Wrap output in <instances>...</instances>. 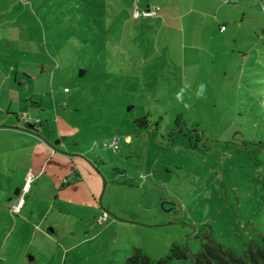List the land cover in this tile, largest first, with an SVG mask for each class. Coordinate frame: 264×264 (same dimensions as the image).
<instances>
[{
  "label": "rangeland",
  "instance_id": "1",
  "mask_svg": "<svg viewBox=\"0 0 264 264\" xmlns=\"http://www.w3.org/2000/svg\"><path fill=\"white\" fill-rule=\"evenodd\" d=\"M200 3L2 1L0 8L9 12L0 19H15L9 55L34 49L35 61L26 65H46L37 89L67 106L84 146L106 163L98 169L102 185L107 182L98 201L109 205V217L130 222L91 240L94 232L87 238L81 228L84 242L65 262L54 241L22 238L6 264H119V254L109 261L111 249L123 247L128 255L140 247L155 263L172 243L198 252L209 233L238 255L250 241L261 243L264 0H207L203 11ZM194 22L209 26L192 27ZM190 45L200 49L192 53ZM194 59L197 76L184 84L180 72L188 73ZM202 82L207 90L200 99L195 93ZM185 85L190 108L175 99ZM143 113L148 128L135 122ZM117 136V149L104 147Z\"/></svg>",
  "mask_w": 264,
  "mask_h": 264
},
{
  "label": "crops",
  "instance_id": "2",
  "mask_svg": "<svg viewBox=\"0 0 264 264\" xmlns=\"http://www.w3.org/2000/svg\"><path fill=\"white\" fill-rule=\"evenodd\" d=\"M2 1L0 0V5ZM200 1L202 11L210 6L207 0ZM4 12H9V7L0 8V13ZM205 14L209 16L208 13ZM2 19H0V264L11 261L12 250H15V247L21 248V241H25L24 238L31 236L32 239L35 235L44 239L46 243L54 241L65 262L67 254L84 242L81 228L87 238L88 232H94L91 240L101 234L119 232L130 222L109 216L103 223L97 222L102 213H109L111 210L109 205L103 204L102 199L99 198L98 201L100 190L107 189V182L103 184L105 187L102 185L98 169L100 170L101 165L106 163L101 161L94 148L84 146L85 137L78 136V128L73 123L67 106L60 104L55 96L51 99L43 97L42 90L37 89L36 82L38 77L46 74V65L43 62L38 68L26 65L30 59L35 61L37 54L35 50L29 49L14 54L15 58L9 55L10 42L14 41L10 30L15 27V19ZM126 22L124 21V24ZM198 26L209 25L192 23V27ZM185 32L183 29L184 43ZM6 41L8 48L3 46ZM190 48L193 49L192 53L200 49L196 45H190ZM189 57L196 58L194 55ZM69 61L72 63L73 60ZM198 65L194 59L188 64V73L185 69L180 72L184 84L188 78L189 81H194ZM79 72L83 74L84 70L80 69ZM141 80L143 81L144 77H141ZM139 90L145 97L143 88ZM48 93L52 96V89ZM48 93L45 91L46 95ZM133 107V103H127L128 110ZM145 115L148 116L144 113L140 116ZM125 137L126 141L131 138L129 134ZM27 171L33 172L35 178L25 195L21 211L13 213L10 206L16 199ZM80 223H83L82 227ZM48 249L49 247L44 251L49 252ZM127 252L124 247L122 251L114 253L111 249L110 258L114 254H119L118 260L122 261L129 256ZM51 257L53 252L49 258ZM109 261H113L112 258Z\"/></svg>",
  "mask_w": 264,
  "mask_h": 264
},
{
  "label": "trees",
  "instance_id": "3",
  "mask_svg": "<svg viewBox=\"0 0 264 264\" xmlns=\"http://www.w3.org/2000/svg\"><path fill=\"white\" fill-rule=\"evenodd\" d=\"M135 122L141 128L150 127L146 115L136 117ZM204 238L196 253H191L187 246L172 243L168 255L155 263L140 247H132L131 254L119 264H264V232L261 243L250 241L242 255H238L233 247L214 240L210 233Z\"/></svg>",
  "mask_w": 264,
  "mask_h": 264
},
{
  "label": "built area",
  "instance_id": "4",
  "mask_svg": "<svg viewBox=\"0 0 264 264\" xmlns=\"http://www.w3.org/2000/svg\"><path fill=\"white\" fill-rule=\"evenodd\" d=\"M144 13L145 14H153V9L152 10H146ZM221 28H223V26ZM118 141H119L118 137L111 138V140L109 142V146H111L113 149H117L118 148V145H117ZM34 178H35V176H34L33 172H31V171L26 172L25 177H24V182L18 191L16 199L10 206L11 212L19 213L21 211V209L24 205V202H25V195L29 191L31 183L34 180ZM107 218H108V212H104L97 218V222L103 223L104 221L107 220Z\"/></svg>",
  "mask_w": 264,
  "mask_h": 264
},
{
  "label": "clouds",
  "instance_id": "5",
  "mask_svg": "<svg viewBox=\"0 0 264 264\" xmlns=\"http://www.w3.org/2000/svg\"><path fill=\"white\" fill-rule=\"evenodd\" d=\"M206 90H207V85H206L205 83H203V82L200 83V84L198 85V88H197V91H196V93H195V96H196L197 98H200V99L205 98ZM186 91H187V85H185L184 87H181V88L179 89V91H177V92L175 93V99H176V101H177L178 103L183 104V106H184L185 108H190L191 105H190L189 103H186L185 100H184V96H185ZM104 147H105V148H108L109 145H108L107 143H105ZM114 150H115V149H114Z\"/></svg>",
  "mask_w": 264,
  "mask_h": 264
}]
</instances>
